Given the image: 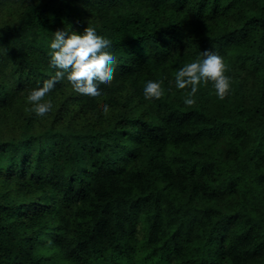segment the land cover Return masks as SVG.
I'll return each mask as SVG.
<instances>
[{"label":"trees","instance_id":"16d2710c","mask_svg":"<svg viewBox=\"0 0 264 264\" xmlns=\"http://www.w3.org/2000/svg\"><path fill=\"white\" fill-rule=\"evenodd\" d=\"M88 26L116 79H65L38 117L53 33ZM204 51L232 90L187 107L175 72ZM0 264H264V0H0Z\"/></svg>","mask_w":264,"mask_h":264},{"label":"clouds","instance_id":"9594fccd","mask_svg":"<svg viewBox=\"0 0 264 264\" xmlns=\"http://www.w3.org/2000/svg\"><path fill=\"white\" fill-rule=\"evenodd\" d=\"M53 37L49 55L50 67L56 69L55 74L27 97L33 105L29 110L41 118L53 109L52 101L46 97L57 83L66 79L76 93L97 98L104 95L101 85H111L116 79L118 66L116 56L110 51L112 40L99 35L92 26L86 27L83 34L57 30ZM228 71L225 58L214 51L201 52L193 62L179 68L175 72V87L185 90V106L194 107L200 86H207L210 82L218 99H226L232 90V78L227 75ZM163 85V80L147 81L143 88L145 99H162L165 96ZM102 109L106 116L111 111L107 104L102 105Z\"/></svg>","mask_w":264,"mask_h":264}]
</instances>
